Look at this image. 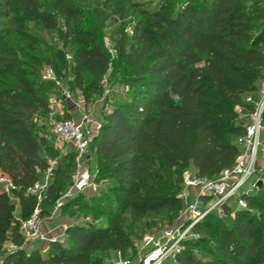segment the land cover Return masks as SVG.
<instances>
[{"label":"trees","instance_id":"trees-1","mask_svg":"<svg viewBox=\"0 0 264 264\" xmlns=\"http://www.w3.org/2000/svg\"><path fill=\"white\" fill-rule=\"evenodd\" d=\"M93 12L100 25L108 21L119 30L129 12L134 16L127 47L119 45L127 95L105 115L92 145L97 176L108 180L110 195L86 208L106 216L105 224L72 226L67 245L52 241L45 252L20 247L15 202L0 189L1 264H106L113 251L127 257V218L167 215L177 220L186 172L193 167L198 176L218 177L240 152L237 138L244 126L237 109H251L245 99L264 78V0H159L152 9L134 0H97ZM80 17L71 0H0V176L14 186L20 219L37 204L27 190L51 166L42 154L50 150L48 141L35 122L50 110L40 93L48 89L40 83L43 64L63 62L68 49L75 86L86 97L85 75L92 84L112 65L94 34L75 27ZM30 21L58 31L62 47L49 59L39 55ZM75 169V153L57 157L41 217L72 185ZM262 184L258 193L245 195L248 209L225 218L206 215L195 227L200 237L186 241L180 261L264 264ZM78 200L69 197L60 210L79 207ZM10 238L18 247L6 252ZM203 238L213 239L218 250L204 262L193 257Z\"/></svg>","mask_w":264,"mask_h":264},{"label":"rangeland","instance_id":"rangeland-1","mask_svg":"<svg viewBox=\"0 0 264 264\" xmlns=\"http://www.w3.org/2000/svg\"><path fill=\"white\" fill-rule=\"evenodd\" d=\"M81 10V17L75 24V27L82 31L91 32L94 34L96 41L108 52L112 59V65L107 73L99 80H94L91 84V78L89 75H85V84L89 88L88 96L84 95L80 88L75 86V76L72 70L71 53L68 49L64 48V61L63 62H50L44 63L41 69L40 83L46 84L47 91H40L41 95H45L48 98L50 110L46 113H41L35 120L41 133L46 137L50 150L42 151L44 157L48 158L51 165L56 162L57 157L64 155L68 150L73 154V149L69 148L67 143L61 142L52 132V126L54 122H57L64 118H72L78 121L84 120L83 131L90 140L89 153L92 154L93 141L98 134L100 128L97 125H102L105 115L112 109L115 103L123 100L127 95L128 87L123 82L121 76V67L124 65V57L119 53V45L122 43L125 47L129 42L134 16L129 12L122 23V29H115L114 24L108 21L100 25L96 18L93 9L97 0H71ZM142 3L145 8H154L157 6L159 0H134ZM58 26L63 27V19L57 17ZM120 24V22H119ZM28 30L34 34L39 40L38 53L43 59H49L53 53L61 49L62 42L58 37V31L53 29L44 28L40 22L30 21L27 23ZM47 62V61H46ZM52 68L55 75V80L44 78L43 75L46 69ZM259 81L256 84L255 89H258ZM247 96L256 97L257 91L248 94ZM244 110V108H238ZM237 109V110H238ZM263 137V136H261ZM259 158L264 156V152L259 150ZM85 167L94 176L95 180L99 183V189L96 192H78L71 190L70 193L64 196L70 190V186L66 187L60 197L63 198V203L69 197H79L78 205L70 206L68 210L61 211L58 209L55 213H51L47 216L58 215L69 221L68 226L75 225L105 224L106 216L92 212L86 207L96 206L102 201H106V195H110L108 188L110 183L104 178H99L96 172V162L94 156L85 162ZM264 173V172H263ZM261 179L262 185H264L263 174L260 171L255 172L249 179V184L258 181L257 187L254 193L259 192V181ZM245 186V187H246ZM102 205V203H101ZM15 212V210H14ZM13 212V218H14ZM181 211L179 213V216ZM66 220V221H67ZM41 221V220H40ZM177 220L171 221L167 215H148L140 220L133 218H127L125 221V229L129 234L131 240V247L127 252V259L135 261L140 255L141 239L145 234H159L161 230L175 224ZM217 221L211 222L212 227ZM202 245L195 248L193 251V257L200 261H206L212 258L213 253L218 252L216 250L213 239L203 238ZM63 245H67L65 242ZM8 247V245H5ZM5 247V248H6ZM28 249V248H27ZM99 255V254H98ZM117 252H111V255L105 259L106 264H113L117 260ZM167 263H171L167 261Z\"/></svg>","mask_w":264,"mask_h":264},{"label":"built area","instance_id":"built-area-1","mask_svg":"<svg viewBox=\"0 0 264 264\" xmlns=\"http://www.w3.org/2000/svg\"><path fill=\"white\" fill-rule=\"evenodd\" d=\"M43 77L55 80L53 69L50 67L46 69ZM245 101L251 105L250 110L244 109L249 121L243 125L244 132L237 138L240 152L233 166L215 178L201 177L189 171L186 172L181 193L184 203L177 222L164 228L157 235L145 234L141 239V252L137 260L132 261L117 253L118 258L113 264H183L179 256L183 253L185 243L200 237L195 227L206 215L215 213L218 217L225 218L228 214H233L235 210L248 209L245 195L254 191L258 183L255 181L247 187L248 179L255 172L264 171V156L261 158L258 156L259 150L264 152V136L261 137V133L264 132V78L259 81L257 96H247ZM242 111L238 109V118L241 117ZM84 120L86 116L83 121L64 118L54 122L52 126V132L57 139L67 143L69 148L75 152L76 169L72 176L70 190L64 196L68 195L71 190L90 193L99 189V183L85 167V162L90 155V140L83 131ZM100 127L97 125V128ZM55 166L56 162L43 173L41 179L34 182L27 190V193L36 197L37 204L28 218H18V229L23 236L20 247L37 238L45 239L39 231L40 203L52 179ZM0 189L9 195L13 202L18 203L12 195L14 186L8 178L0 176ZM188 194L192 195L190 201H187ZM62 205L61 196L55 201L52 213L58 211ZM17 247L13 244L5 250L12 252Z\"/></svg>","mask_w":264,"mask_h":264},{"label":"crops","instance_id":"crops-1","mask_svg":"<svg viewBox=\"0 0 264 264\" xmlns=\"http://www.w3.org/2000/svg\"><path fill=\"white\" fill-rule=\"evenodd\" d=\"M249 121V118L247 116V113L245 110L242 111L241 117L239 118V122L244 125ZM261 136H264V132L261 133ZM93 157V155H89L88 159ZM192 174H195V169L192 167L189 171ZM42 178V177H41ZM261 180V179H260ZM247 188V187H246ZM253 192V191H251ZM192 199V195L188 194L187 201H190ZM184 203V201H183ZM19 218V205L18 203H15V212H14V220H18ZM67 219H63V217H59L58 215H52L50 217L41 218L40 224H39V231L42 235H44L45 239H34L33 241L26 242L22 244L23 246L27 247L28 249L31 248H39L42 252H45L49 243L52 241H59L61 243L65 242V235L67 231L69 230V221ZM11 223V229L13 228L15 221L13 219L10 221ZM18 235L21 237V240L23 242V236L19 230ZM14 243L12 242L11 238L8 239L6 242V245L11 246ZM0 264H1V258H0Z\"/></svg>","mask_w":264,"mask_h":264},{"label":"water","instance_id":"water-1","mask_svg":"<svg viewBox=\"0 0 264 264\" xmlns=\"http://www.w3.org/2000/svg\"><path fill=\"white\" fill-rule=\"evenodd\" d=\"M259 184H261V180L259 181Z\"/></svg>","mask_w":264,"mask_h":264}]
</instances>
